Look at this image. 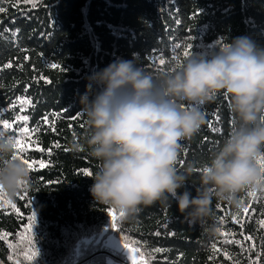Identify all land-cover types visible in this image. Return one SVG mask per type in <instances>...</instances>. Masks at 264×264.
Returning <instances> with one entry per match:
<instances>
[{
	"label": "trees",
	"instance_id": "trees-1",
	"mask_svg": "<svg viewBox=\"0 0 264 264\" xmlns=\"http://www.w3.org/2000/svg\"><path fill=\"white\" fill-rule=\"evenodd\" d=\"M0 8V131L31 143L15 154L47 164L30 170L15 198L0 192V264H132L109 249L111 236L137 247L142 264H264V191L238 193L239 209L213 198L207 223L218 233L210 236L207 224L191 227L174 202L142 205L131 216L98 203L89 177L100 164L87 146L71 149L84 143L80 98L92 73L135 53L159 80L193 53L237 36L264 47V0H0ZM200 107L206 123L181 142L177 163L196 170L187 185L193 195L199 170L238 126L223 91ZM22 127L30 132L22 136ZM257 166L264 173V149Z\"/></svg>",
	"mask_w": 264,
	"mask_h": 264
},
{
	"label": "clouds",
	"instance_id": "clouds-1",
	"mask_svg": "<svg viewBox=\"0 0 264 264\" xmlns=\"http://www.w3.org/2000/svg\"><path fill=\"white\" fill-rule=\"evenodd\" d=\"M137 57L117 58L92 73L80 98L86 135L71 149L87 146L100 164L89 177V192L124 216L142 205L174 202L191 227L207 224L214 236L216 224L207 223L214 219L213 198L239 209L238 193L264 191L257 166L264 149V47L250 36H237L207 54L193 53L159 80L138 66ZM221 91L230 98L238 126L199 170L193 195L187 185L196 170L191 164L183 171L177 167L181 142L206 123L200 106ZM15 150V137L0 131V192L9 199L30 183V170L14 158Z\"/></svg>",
	"mask_w": 264,
	"mask_h": 264
},
{
	"label": "snow or ice",
	"instance_id": "snow-or-ice-1",
	"mask_svg": "<svg viewBox=\"0 0 264 264\" xmlns=\"http://www.w3.org/2000/svg\"><path fill=\"white\" fill-rule=\"evenodd\" d=\"M4 11L3 8H0V12ZM187 55V53H186ZM159 63L161 65H163L165 63V61L163 59H161L159 61ZM53 67H57L56 65H53ZM226 96V95H225ZM21 119H23L24 121H27L28 120V117L27 116H23ZM215 119L217 121L220 120V117L219 115H216L215 116ZM262 120H264V117H262ZM45 122H47V118H45ZM3 127L5 129L11 127V125L7 122H4L3 123ZM209 128H211L213 131H218V129L214 128L212 123L210 122L209 125H208ZM54 130V129H53ZM30 132V129L28 127H22L21 129V135H25V134H28ZM56 147H59V144L55 145ZM32 145L31 143H28V144H24L22 142V140L20 138H16V149L18 150V152L22 153L25 151L26 148H31ZM36 150L38 151H44L45 149L43 148H40L37 146ZM51 150L49 149V152ZM20 158L23 160L24 163L27 164L29 170H35V168L37 167V165L41 168H44V167H47V164L44 162V161H30L29 159H25V158H22L21 156L17 155V154H14V158ZM262 171H264V169H262ZM86 175H91L92 173L90 172H86L85 173ZM21 199H23L24 197L21 196L20 197ZM9 204H11V201H8ZM12 207H16L15 204H12ZM124 214L121 212L120 213V216H123ZM112 219H113V224H112V227L115 228L116 227V224H115V219H116V216H115V212L113 211L112 212ZM261 225L264 226V220L260 221ZM250 239V238H249ZM123 249L128 253V256L129 258L131 259L132 261V264H142L141 261L138 260V257H137V253L139 252V249L137 247H133L132 245L128 244V243H124L123 244ZM143 264H146V262H143Z\"/></svg>",
	"mask_w": 264,
	"mask_h": 264
},
{
	"label": "rangeland",
	"instance_id": "rangeland-1",
	"mask_svg": "<svg viewBox=\"0 0 264 264\" xmlns=\"http://www.w3.org/2000/svg\"><path fill=\"white\" fill-rule=\"evenodd\" d=\"M106 244L109 246V249L122 252L128 256V253L123 249V243L119 241L115 236H111L107 239ZM138 257V255H137ZM128 260L132 263L131 259L128 256Z\"/></svg>",
	"mask_w": 264,
	"mask_h": 264
}]
</instances>
